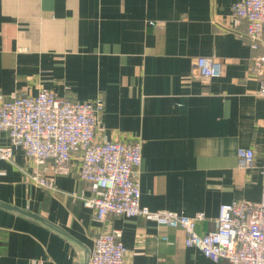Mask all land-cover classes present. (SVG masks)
I'll return each instance as SVG.
<instances>
[{
    "label": "crops",
    "instance_id": "obj_1",
    "mask_svg": "<svg viewBox=\"0 0 264 264\" xmlns=\"http://www.w3.org/2000/svg\"><path fill=\"white\" fill-rule=\"evenodd\" d=\"M237 0H0V101L42 88L78 101L104 97L96 138L142 143L140 204L193 216L215 229L219 206L258 203L264 193V96ZM215 56L221 75L203 79L197 56ZM0 132V146H8ZM254 152L242 168L239 148ZM57 191L26 180L50 174L21 150L0 160V264H86L100 231L121 230L125 264H215L183 243L184 231L142 216L104 221L71 194H89L75 174ZM36 214L38 217L33 216ZM216 264H228L225 260Z\"/></svg>",
    "mask_w": 264,
    "mask_h": 264
},
{
    "label": "built area",
    "instance_id": "obj_2",
    "mask_svg": "<svg viewBox=\"0 0 264 264\" xmlns=\"http://www.w3.org/2000/svg\"><path fill=\"white\" fill-rule=\"evenodd\" d=\"M232 5L233 15L246 22L250 47L257 48L264 35V0H237ZM194 69L203 79L221 75V63L212 55L197 56ZM251 69L261 76L258 93L264 96V55L252 57ZM103 109L101 95L92 101H75L45 87L35 95L12 93L0 101V132L9 139L8 146H0V160L11 161L18 148L37 165L48 163L50 174L34 169L26 180L55 192L54 177L68 173L72 157H79L75 174L89 183V194L79 191L71 195L93 210L98 221L109 214L142 216L161 226L182 229L185 246L199 249L215 264L222 260L264 264V193L258 203L232 200L221 204L215 229L203 234L197 233L195 226L204 219L203 212L189 216L181 211L149 210L140 204L142 143L138 139L99 141L96 134ZM236 155L242 168L253 165L251 148H239ZM261 173L264 175V166ZM93 246L86 264H125L120 229L100 231Z\"/></svg>",
    "mask_w": 264,
    "mask_h": 264
},
{
    "label": "water",
    "instance_id": "obj_3",
    "mask_svg": "<svg viewBox=\"0 0 264 264\" xmlns=\"http://www.w3.org/2000/svg\"><path fill=\"white\" fill-rule=\"evenodd\" d=\"M26 214H32V213H29V212H28V213H26ZM32 215L35 216V217H38L36 214H32Z\"/></svg>",
    "mask_w": 264,
    "mask_h": 264
}]
</instances>
